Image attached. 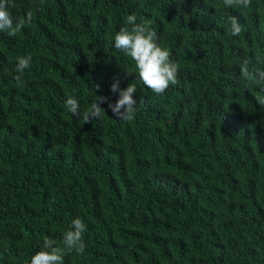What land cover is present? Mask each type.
<instances>
[{"label": "trees", "instance_id": "trees-1", "mask_svg": "<svg viewBox=\"0 0 264 264\" xmlns=\"http://www.w3.org/2000/svg\"><path fill=\"white\" fill-rule=\"evenodd\" d=\"M8 2L32 22L0 32V264H30L45 238L62 247L77 216L85 252L64 264H264V109L240 78L246 58L264 69V0ZM133 13L179 65L162 96L114 47ZM117 80L136 86L129 121L108 108ZM96 95L108 102L90 123L65 107Z\"/></svg>", "mask_w": 264, "mask_h": 264}, {"label": "clouds", "instance_id": "clouds-1", "mask_svg": "<svg viewBox=\"0 0 264 264\" xmlns=\"http://www.w3.org/2000/svg\"><path fill=\"white\" fill-rule=\"evenodd\" d=\"M251 0H223L225 8L234 5L241 8H248ZM32 22V13L29 12L23 18L15 19L9 11L8 0H0V32L7 33L8 36H15L26 25ZM233 36L241 34L243 28L238 17L228 18ZM125 26L114 36V47L130 57L134 63L137 74L143 84L157 96H162L170 85L178 83L177 74L179 65L172 59L171 52L158 43V35L152 27V21L142 19L137 22L135 13L129 14L124 20ZM31 56L17 57L16 72L23 74L24 70L31 65ZM250 59H244L240 64V78L245 87L254 85L258 88L254 99L261 109H264V69L252 66ZM75 71V70H74ZM21 75H17V82L21 81ZM99 88V86H96ZM113 93H118V100L113 104L108 102V98L97 96L90 109L81 113L78 99L68 96L65 100V107L74 116L83 119L85 123H90L93 119L100 118L105 112L98 102H108L114 117L129 121L136 111L137 101L133 98L136 93L135 84H128L125 88H120L119 81H115L110 89ZM86 225L77 216L71 220L70 226L63 233L62 247L56 246L50 238H45L39 251L35 252L30 260V264H64V253L73 251L78 255H83L86 244L84 233Z\"/></svg>", "mask_w": 264, "mask_h": 264}]
</instances>
